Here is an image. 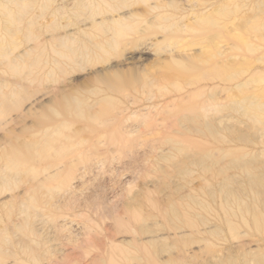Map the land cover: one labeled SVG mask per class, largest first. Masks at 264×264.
<instances>
[{"label": "rangeland", "instance_id": "obj_1", "mask_svg": "<svg viewBox=\"0 0 264 264\" xmlns=\"http://www.w3.org/2000/svg\"><path fill=\"white\" fill-rule=\"evenodd\" d=\"M125 1L0 0V264H257L264 187L240 192L235 233L175 237L170 206L200 212L188 194L222 214L216 171L176 172L166 141L189 135L177 111L198 82L264 77V0H209L196 24L202 0Z\"/></svg>", "mask_w": 264, "mask_h": 264}, {"label": "bare ground", "instance_id": "obj_2", "mask_svg": "<svg viewBox=\"0 0 264 264\" xmlns=\"http://www.w3.org/2000/svg\"><path fill=\"white\" fill-rule=\"evenodd\" d=\"M110 1L115 3L116 0ZM211 1L202 0L193 3L188 6V14H185H187L188 17H192L196 24V22L203 20L206 13L214 12L212 9H215V5L213 4L215 1L213 3ZM217 1L219 2V0ZM120 2L125 6V0H120ZM171 5V1L168 2L167 6L170 7ZM176 17L178 18V16ZM124 18H127V16H124ZM182 19L183 18H181V20ZM110 21L114 25L117 24L115 19ZM192 24L189 25L191 26ZM192 30H194L193 27ZM199 31L201 30L199 29ZM199 31L197 29V32H190L194 34V32L198 33ZM251 46L247 45V48ZM250 49L249 51H254L251 53H255L256 50L254 49L256 48ZM255 62L257 61L255 60ZM245 73L247 74V71ZM255 75L259 76L258 73ZM237 76L236 74L235 77ZM227 77L225 79H220L219 77L216 79L218 81H216L215 84L202 83L204 81L206 82V80H208L207 82H211L213 78H211L210 81L209 79H203L204 81L202 80V82L199 80L200 82L197 83L196 88L194 86L195 84H193V88L195 89H192L193 91L188 93L186 105L184 108L177 111V116L180 117L177 120L178 124L184 128L186 134L189 135L185 136L182 140L170 138L166 141V144L173 148L172 150H175L182 158L180 161L173 163V168L176 172L181 174L188 166H195L202 172L211 174L213 170L216 171L214 178L217 179V182L215 186L206 188V194L212 200L219 199V206L222 214L220 219L221 225L218 226L214 219L210 220V214L207 212L208 209L205 208V204L196 196L188 194L187 198L195 203L194 207L198 208L200 212L195 214H183V212L181 213L174 206H170L168 209V213L170 214L166 215L172 221L181 224V226H176L173 230L175 237H183L193 233H207L213 228L216 230L211 234L216 233L217 229L218 233L221 232V226L226 227V229L230 231V234L235 233L236 228L231 218L235 216L236 212L232 205H238L240 192H248L255 199L262 198L263 196L264 77L257 78L259 79L258 81H256L257 76L254 77V75V81L252 78L241 79L240 77L243 76L235 78L233 75L231 78L230 75ZM244 77L246 78V75ZM249 77H252V75ZM253 82L256 83L257 86H254ZM165 160H167L166 157ZM170 165L172 166V164ZM51 174L45 175L47 176L46 179L54 180V178H56L55 175ZM206 185L208 186L207 183ZM239 207L240 206H237L238 209ZM247 207L246 211H248ZM192 219L195 221L197 219L200 220L202 229H196V225ZM261 219V215H255V224L259 225ZM144 225L140 226L139 232L143 236L148 237L150 241L161 236V230H151ZM234 239H236V237H234ZM242 246L240 245L238 247ZM248 254L253 258L251 260H254L255 263L264 264V255H256L255 252L251 253L250 251ZM225 260L226 257L224 254L222 255V253L210 258L212 264H221V262Z\"/></svg>", "mask_w": 264, "mask_h": 264}]
</instances>
